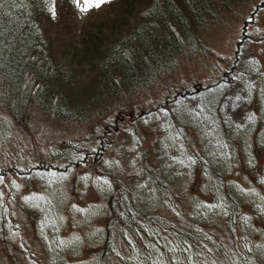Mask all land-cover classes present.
<instances>
[{
	"label": "rangeland",
	"instance_id": "1",
	"mask_svg": "<svg viewBox=\"0 0 264 264\" xmlns=\"http://www.w3.org/2000/svg\"><path fill=\"white\" fill-rule=\"evenodd\" d=\"M50 4L47 32L65 41L98 11H81L84 0ZM213 10L146 84L98 88L74 118L47 112L38 86L18 89L0 76V264H97L109 175L136 181L144 208L178 218L181 205L232 258L218 192L236 189L246 214L264 208V0H223ZM60 46L50 47L57 59ZM142 165L164 175L170 190L156 193ZM210 208L218 211L207 219ZM262 219H247L243 239L264 261Z\"/></svg>",
	"mask_w": 264,
	"mask_h": 264
},
{
	"label": "trees",
	"instance_id": "2",
	"mask_svg": "<svg viewBox=\"0 0 264 264\" xmlns=\"http://www.w3.org/2000/svg\"><path fill=\"white\" fill-rule=\"evenodd\" d=\"M50 1L0 0V76L18 89L38 86L47 112L74 118L83 110L79 104H85L87 97L88 103L93 101L98 88L108 93H114L113 89L127 91L146 84L169 66L188 44V33L212 17L213 8L223 0H104L88 9L97 7L98 11L77 25L73 41L48 34L45 7ZM55 44L61 45L60 62L50 48ZM61 65L70 70H62ZM187 95L190 97L188 91ZM142 168L143 177L154 185L156 193L166 186L170 190L164 175ZM109 177L108 218L101 233L102 247L95 253L97 264H264L260 252L254 254L243 239L248 236L247 219L264 214V208L253 205L244 213L246 201L237 197L236 189L218 192L222 210L219 208V225L228 234L233 254L227 258L221 242L214 247L205 223L184 215L181 205L176 207L178 218H172L167 209L144 208L137 197L136 181L123 183L118 176ZM134 177L138 179L139 174L134 173ZM258 178H253L256 184ZM215 203L216 197L210 205ZM210 205L205 204L206 208ZM209 210L207 219L218 211ZM209 220L213 226L214 221ZM257 228L264 233V219ZM122 247L126 252L120 255Z\"/></svg>",
	"mask_w": 264,
	"mask_h": 264
},
{
	"label": "snow or ice",
	"instance_id": "3",
	"mask_svg": "<svg viewBox=\"0 0 264 264\" xmlns=\"http://www.w3.org/2000/svg\"><path fill=\"white\" fill-rule=\"evenodd\" d=\"M104 0H84V6L81 11H87L91 6H99ZM74 3L79 7L80 0H74Z\"/></svg>",
	"mask_w": 264,
	"mask_h": 264
}]
</instances>
